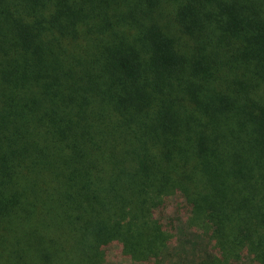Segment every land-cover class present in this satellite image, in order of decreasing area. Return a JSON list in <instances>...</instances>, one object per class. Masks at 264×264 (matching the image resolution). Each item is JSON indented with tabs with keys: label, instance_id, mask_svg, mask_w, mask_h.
<instances>
[{
	"label": "trees",
	"instance_id": "16d2710c",
	"mask_svg": "<svg viewBox=\"0 0 264 264\" xmlns=\"http://www.w3.org/2000/svg\"><path fill=\"white\" fill-rule=\"evenodd\" d=\"M232 1L0 0V264H264V16Z\"/></svg>",
	"mask_w": 264,
	"mask_h": 264
},
{
	"label": "rangeland",
	"instance_id": "374dc122",
	"mask_svg": "<svg viewBox=\"0 0 264 264\" xmlns=\"http://www.w3.org/2000/svg\"><path fill=\"white\" fill-rule=\"evenodd\" d=\"M180 1L186 3V0ZM235 1H238V4H243L245 7L255 4V8L258 9L264 16V0ZM244 10L248 9L245 8ZM190 214L191 205L186 202L184 197L179 192L175 195L169 196L165 200L164 204L155 210L156 217L160 219L164 227L172 235L171 247H178L176 250L184 251L186 253L191 252L193 249L200 250V248H203L204 246L203 240L206 242L200 230H198V228L192 229L188 224ZM105 250V264H146L143 262H136L127 256L124 253L122 244L119 241L109 243L105 247ZM245 260L247 259H243L241 264H244L243 261ZM148 264L152 263L150 262ZM245 264H248V262L246 261Z\"/></svg>",
	"mask_w": 264,
	"mask_h": 264
}]
</instances>
